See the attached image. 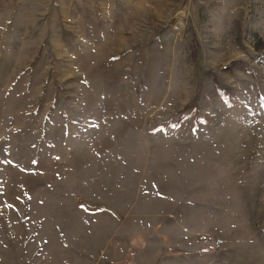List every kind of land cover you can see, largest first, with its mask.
Wrapping results in <instances>:
<instances>
[{"label":"rangeland","instance_id":"1","mask_svg":"<svg viewBox=\"0 0 264 264\" xmlns=\"http://www.w3.org/2000/svg\"><path fill=\"white\" fill-rule=\"evenodd\" d=\"M0 264H264V0H0Z\"/></svg>","mask_w":264,"mask_h":264},{"label":"trees","instance_id":"2","mask_svg":"<svg viewBox=\"0 0 264 264\" xmlns=\"http://www.w3.org/2000/svg\"><path fill=\"white\" fill-rule=\"evenodd\" d=\"M197 58H198V49H197V46H196V48L193 51V59L197 60Z\"/></svg>","mask_w":264,"mask_h":264},{"label":"built area","instance_id":"3","mask_svg":"<svg viewBox=\"0 0 264 264\" xmlns=\"http://www.w3.org/2000/svg\"><path fill=\"white\" fill-rule=\"evenodd\" d=\"M176 28H177V26H176Z\"/></svg>","mask_w":264,"mask_h":264}]
</instances>
